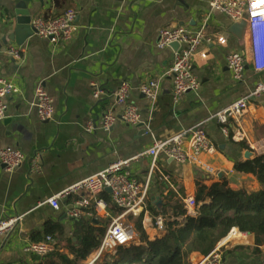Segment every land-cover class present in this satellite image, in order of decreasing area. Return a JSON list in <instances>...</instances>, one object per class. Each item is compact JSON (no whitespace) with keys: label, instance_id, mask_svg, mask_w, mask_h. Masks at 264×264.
<instances>
[{"label":"crops","instance_id":"1","mask_svg":"<svg viewBox=\"0 0 264 264\" xmlns=\"http://www.w3.org/2000/svg\"><path fill=\"white\" fill-rule=\"evenodd\" d=\"M212 0H0V52H3L0 76L13 82L20 93L7 98L5 119L0 122V150L13 148L25 156L24 163L13 171L0 164V223L21 218L16 229L0 234V264H33L24 252L29 244L40 243L45 229L62 228L63 237L54 238L57 251L69 255V244L76 243L79 221L108 222L121 216L83 215L72 220L67 212L85 196H69L60 200V210L46 204L50 198L65 194L79 182L103 172L120 161H128L149 149L153 142L165 141L178 133L204 123L205 133L214 148L201 156L203 163L214 170L207 174L200 167L180 165L161 156L153 167L149 158L132 161L131 175L141 183L149 178L146 209L142 212L143 228L150 241L164 232L155 227L154 211L160 212L170 190L182 189L185 197L196 196L197 183L211 186L227 182L230 189H261L252 175L234 171V163L245 161L247 151L255 156L264 154V94L254 100L242 118L245 141L235 142L221 131L215 115L237 100L248 96L258 84H264V70H257L264 60V32L248 28L242 40L230 34L233 26L228 17L211 11ZM29 11L35 18L53 19L69 10L77 12V31L69 44L55 45L33 34L22 45L10 38L16 27V11ZM186 27L199 30L211 41L203 45L201 55L193 61L194 72L201 82L197 93H187L174 105L173 85L164 75L172 64L173 50H159V32L164 28ZM26 32L19 34L23 39ZM224 38L225 45L218 40ZM21 47L24 59L16 61L5 54L10 47ZM242 53L247 65L243 79L236 82L227 67V57ZM199 53V54H200ZM149 80L161 85L150 134L145 126H130L118 120L109 131L101 127L104 113L115 107V94L122 82L131 87L130 101L149 116V101L139 88ZM102 94L94 97L93 86ZM39 86L53 100L55 114L41 121L35 107ZM168 108H170L168 110ZM89 122L95 130L85 131ZM233 134L235 123H231ZM186 144L185 148L188 149ZM108 193V192H107ZM111 200V194L108 193ZM184 197V198H185ZM183 199V198H182ZM161 201L162 205L158 206ZM141 214V215H142ZM140 215V216H141ZM126 215L122 222L131 225L136 244H141L135 223L140 217ZM182 224L185 217L178 220ZM106 229V231H107ZM243 239L231 238L224 247L225 264H264V253L254 252L255 236L239 233ZM58 236V235H57ZM98 251V250H97ZM97 251L79 264H99ZM196 257L191 259L193 264ZM46 260V258H45Z\"/></svg>","mask_w":264,"mask_h":264},{"label":"built area","instance_id":"2","mask_svg":"<svg viewBox=\"0 0 264 264\" xmlns=\"http://www.w3.org/2000/svg\"><path fill=\"white\" fill-rule=\"evenodd\" d=\"M52 1V0H47ZM210 10L220 12L230 19L232 24L240 23L244 15L248 13V25L250 28H259L264 32V0H212ZM77 12L69 10L59 17L53 19L35 18L31 21L34 34L44 40L50 41L55 45L69 44L77 31ZM211 41L205 36L204 27L199 30H192L186 27L164 28L158 34L157 48L159 50L171 49L173 44L178 45L177 50H173L172 64L165 73L164 77L171 80L173 85L172 98L174 105H177L182 97L187 93H197L201 88V82L194 72L193 61L200 53L203 45ZM218 42L225 45L226 40L220 38ZM200 53V54H199ZM5 54L16 61L24 59V50L21 47H10ZM3 52H0V65ZM247 60L242 53L233 52L227 57V67L233 79L239 82L243 79ZM255 68L259 71L264 70L263 63ZM94 97L99 99L102 90L93 86ZM139 92L149 101V116L143 118L140 109L130 101L131 87L128 82H122L115 94V107H121L122 112L117 114L112 107L104 113L101 120V127L105 131L111 130L115 122L121 120L130 126H145L147 131L152 134L150 124L153 120V113L161 95V85L157 80H149L142 84ZM20 93L19 88L0 76V122L6 117L7 98ZM264 94V84H258L252 92L243 97L225 110L217 113L215 119L221 126V131L228 139L235 142L245 141L246 137L242 128V118L247 113L251 103ZM35 107L41 121H49L55 114L53 100L45 91L43 86H39L35 94ZM235 123L236 129L233 134L230 131V124ZM205 124L200 123L192 129L182 131L173 138L165 141H154L152 146L140 155L128 161H120L111 165L109 168L97 175L91 176L65 192L60 196H54L46 201L54 210H60V200L69 196H80L83 198L76 201L74 207L67 212L72 220H78L83 215H92L91 211L99 217H107L108 203L102 198V194L108 189L112 191L111 202L116 208L122 210L120 217L112 220L108 227L101 245L97 251L95 261L100 260L104 254H115L119 247H129L136 244L135 231L123 224L122 219L126 215L138 217L146 209V201L150 187L149 178L145 183L139 182L130 173V163L141 158H149L153 162V167L161 156L180 165H190L202 168L207 174H214V170L202 162L201 156L205 153L214 151L205 130ZM95 130L93 122H89L85 131L92 133ZM189 145L188 149L185 148ZM25 156L19 150L6 148L0 150V164L5 166L8 171L19 168L25 161ZM182 202L187 210V216H194L196 209L195 198L185 197ZM21 218H10L0 223V234H11L17 227ZM155 227L158 231H165L164 220L161 217L155 219ZM237 234L232 230L230 234L222 240L217 247L208 255H193L197 259L193 264H225L224 247ZM57 251L56 241L48 236L43 242L29 244L24 252L30 258L45 259Z\"/></svg>","mask_w":264,"mask_h":264},{"label":"trees","instance_id":"3","mask_svg":"<svg viewBox=\"0 0 264 264\" xmlns=\"http://www.w3.org/2000/svg\"><path fill=\"white\" fill-rule=\"evenodd\" d=\"M158 104V103H157ZM170 108H168L169 110ZM151 125V124H150ZM151 128V126H150ZM234 171L242 175H252L261 189L250 192L246 189L234 191L227 182L214 183L211 186L203 182L196 186V209L194 216H187L182 202L185 193L170 190L160 212L154 211V219L164 220L165 231L160 238L150 241L142 222V214L135 223L141 244L119 247L115 254H104L99 264H192L193 255L208 256L232 230L255 236L254 252L262 254L264 248V154L253 159L237 161ZM102 198L108 203L112 213L120 215L122 210L114 206L107 192ZM185 217L182 224L178 220ZM108 222L79 221L75 237L77 242L69 244V255L55 252L46 260L33 264H79L96 252L106 233ZM63 229H45V237H63ZM58 235V236H57ZM234 238V237H233Z\"/></svg>","mask_w":264,"mask_h":264},{"label":"water","instance_id":"4","mask_svg":"<svg viewBox=\"0 0 264 264\" xmlns=\"http://www.w3.org/2000/svg\"><path fill=\"white\" fill-rule=\"evenodd\" d=\"M16 16H17L16 27H15L14 33L12 34L13 36H11L10 40L11 41L13 40L17 45H22L27 38L31 37L34 34L33 29L31 27L32 20H31L29 11L23 8L16 11ZM248 18H249V15L248 13H246L244 15L243 20L240 23L233 24V26L229 30L230 34L242 40L244 37L245 31L248 28ZM22 31L26 32V36L23 39H19V34ZM171 48L174 50H177L178 45L173 44ZM252 157H253V153L247 151L245 154V159L248 160V159H251ZM1 166L5 168V166L3 165ZM107 192L109 194L112 193L110 189H108ZM157 205L161 206L162 205L161 201H159ZM263 253H264V249H263Z\"/></svg>","mask_w":264,"mask_h":264},{"label":"bare ground","instance_id":"5","mask_svg":"<svg viewBox=\"0 0 264 264\" xmlns=\"http://www.w3.org/2000/svg\"><path fill=\"white\" fill-rule=\"evenodd\" d=\"M234 238H237V239H239V240H241V239H243L244 237H243V235H240V234H236L235 236H233Z\"/></svg>","mask_w":264,"mask_h":264},{"label":"rangeland","instance_id":"6","mask_svg":"<svg viewBox=\"0 0 264 264\" xmlns=\"http://www.w3.org/2000/svg\"><path fill=\"white\" fill-rule=\"evenodd\" d=\"M125 226H127V227H130V228H133L131 225H129L127 222H124L123 223ZM135 231V230H134Z\"/></svg>","mask_w":264,"mask_h":264}]
</instances>
